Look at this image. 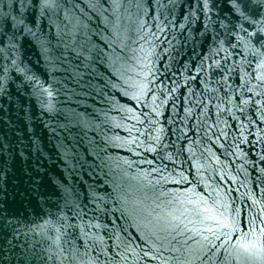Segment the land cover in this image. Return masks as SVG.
Here are the masks:
<instances>
[{
	"label": "water",
	"instance_id": "1",
	"mask_svg": "<svg viewBox=\"0 0 264 264\" xmlns=\"http://www.w3.org/2000/svg\"><path fill=\"white\" fill-rule=\"evenodd\" d=\"M261 29L231 0H0V264H264Z\"/></svg>",
	"mask_w": 264,
	"mask_h": 264
},
{
	"label": "snow or ice",
	"instance_id": "2",
	"mask_svg": "<svg viewBox=\"0 0 264 264\" xmlns=\"http://www.w3.org/2000/svg\"><path fill=\"white\" fill-rule=\"evenodd\" d=\"M231 3L232 8L242 17L245 16V10H248L251 4H257L258 7H264V0H231ZM41 6L47 7V0H41ZM205 7H207V4H205ZM259 31L264 32V29ZM256 38L260 41L261 47H264V35L257 36Z\"/></svg>",
	"mask_w": 264,
	"mask_h": 264
}]
</instances>
